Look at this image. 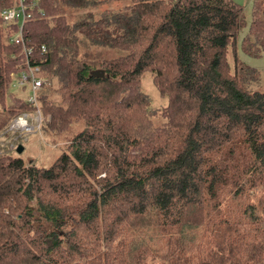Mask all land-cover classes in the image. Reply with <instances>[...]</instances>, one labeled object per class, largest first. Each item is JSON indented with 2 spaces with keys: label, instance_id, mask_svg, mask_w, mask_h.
Returning <instances> with one entry per match:
<instances>
[{
  "label": "trees",
  "instance_id": "1",
  "mask_svg": "<svg viewBox=\"0 0 264 264\" xmlns=\"http://www.w3.org/2000/svg\"><path fill=\"white\" fill-rule=\"evenodd\" d=\"M111 1L24 0L27 57L0 16V133L35 109L13 92L27 59L41 130L82 124L47 166L0 147V264H264V90L237 54L243 7ZM241 49L264 54V0ZM145 72L167 101L158 125Z\"/></svg>",
  "mask_w": 264,
  "mask_h": 264
},
{
  "label": "rangeland",
  "instance_id": "2",
  "mask_svg": "<svg viewBox=\"0 0 264 264\" xmlns=\"http://www.w3.org/2000/svg\"><path fill=\"white\" fill-rule=\"evenodd\" d=\"M232 1L243 7L246 22L245 27L239 32L238 35V57L245 64L255 68L260 72L257 76L258 80L253 84V88L264 90V54L259 57L249 56L241 49V39L247 33L249 24L252 20L253 0ZM128 2V0H112L109 3V7L117 9L128 4ZM77 13V11H69L68 18L72 20ZM56 88L57 82L55 81L52 85V90ZM26 89H28V87ZM26 89L20 90L18 88H13V92L17 97L26 98L28 94ZM141 89L150 98L151 109L158 113L157 116L153 118V123L155 125L160 124L163 121V119L160 117V113L162 108L166 105L167 101L166 98H163L159 95L157 89L154 86L151 73L145 72L143 74L141 80ZM52 97L58 99V96L55 92L52 93ZM25 112H27L29 115H32V118H35L36 116L34 115V110ZM40 118L42 125L45 120L49 119V116L43 118L40 113ZM81 127V122L73 123L68 131L57 137L44 133L43 130H41V126L39 127V129L27 135L12 134L7 132L5 129L0 133V147L7 146L8 149L12 148V150H15L14 153L12 152L13 155H20L24 160L28 162H34L39 166H47L60 154V152L64 149V145L66 144V142L69 141L71 136L75 132L80 130ZM19 146H22V150L20 151L18 150Z\"/></svg>",
  "mask_w": 264,
  "mask_h": 264
},
{
  "label": "built area",
  "instance_id": "3",
  "mask_svg": "<svg viewBox=\"0 0 264 264\" xmlns=\"http://www.w3.org/2000/svg\"><path fill=\"white\" fill-rule=\"evenodd\" d=\"M0 16L5 26L11 25L14 22H18V30L12 37V40L16 43L23 45V51L26 55H30L31 48L24 45V39L22 36V25L24 21L30 18V13L24 2V0H17L15 6L5 8L0 12ZM44 50V47H42ZM39 67L31 65L30 61H26V69L22 71L17 79L14 81V85L21 89L23 86H27L29 92L26 99L35 108V118L29 115L27 112H22L15 116L8 124L6 131L12 134L27 135L41 126L40 110L37 99V92L43 85V80L38 76Z\"/></svg>",
  "mask_w": 264,
  "mask_h": 264
},
{
  "label": "water",
  "instance_id": "4",
  "mask_svg": "<svg viewBox=\"0 0 264 264\" xmlns=\"http://www.w3.org/2000/svg\"><path fill=\"white\" fill-rule=\"evenodd\" d=\"M18 150H19V151L22 150V146H19V147H18Z\"/></svg>",
  "mask_w": 264,
  "mask_h": 264
}]
</instances>
